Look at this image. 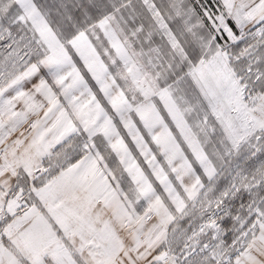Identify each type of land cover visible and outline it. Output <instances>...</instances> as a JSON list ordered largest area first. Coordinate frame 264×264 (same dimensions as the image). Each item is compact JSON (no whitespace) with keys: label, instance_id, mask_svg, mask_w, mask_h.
<instances>
[{"label":"snow or ice","instance_id":"6c2138e0","mask_svg":"<svg viewBox=\"0 0 264 264\" xmlns=\"http://www.w3.org/2000/svg\"><path fill=\"white\" fill-rule=\"evenodd\" d=\"M0 264H264V0H0Z\"/></svg>","mask_w":264,"mask_h":264}]
</instances>
